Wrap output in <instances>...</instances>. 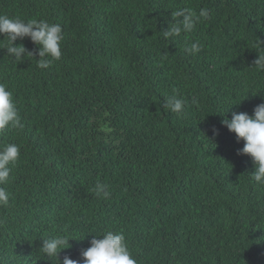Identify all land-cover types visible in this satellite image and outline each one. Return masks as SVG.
Instances as JSON below:
<instances>
[{"label":"trees","instance_id":"16d2710c","mask_svg":"<svg viewBox=\"0 0 264 264\" xmlns=\"http://www.w3.org/2000/svg\"><path fill=\"white\" fill-rule=\"evenodd\" d=\"M179 8L209 16L164 39ZM0 15L64 35L46 69L29 38L15 43L33 57L17 63L0 35V83L23 125L0 133V146L20 148L0 208V264H53L39 247L56 234L75 237L61 260L82 262L107 230L123 232L137 264H264V185L221 122L264 103L254 67L264 0H0ZM172 94L182 115L165 107Z\"/></svg>","mask_w":264,"mask_h":264},{"label":"clouds","instance_id":"9594fccd","mask_svg":"<svg viewBox=\"0 0 264 264\" xmlns=\"http://www.w3.org/2000/svg\"><path fill=\"white\" fill-rule=\"evenodd\" d=\"M171 16L172 21L168 28L161 31L163 38L169 40L191 33L201 19L208 18L209 11L201 8L197 14L191 8H179L172 11ZM0 35L7 37V44L3 48L6 49L7 55L14 57L17 63L22 62L26 55L33 57V52L28 51L22 43H15L17 39L24 38H29L38 46L39 59H36L38 68L46 69L53 61L61 58L64 35L60 24L36 19L24 21L0 15ZM200 50L197 42L185 48V51L193 55ZM258 53L254 67L257 72H264V53ZM165 107L177 115H182L185 110V101L178 98L176 94H172L166 97ZM226 111L216 113L223 116ZM221 122L229 131L236 134L237 141H244L243 148L238 150V154H246L252 158L255 170L251 172V179L258 185H264V103L258 104L251 115L247 112H233L231 119L225 117ZM22 127L13 93L5 84L0 83V133ZM215 131L218 134V130ZM19 157L20 148L17 144L6 143L0 146V208H6L9 205L10 193L4 185L8 184L12 168L15 167ZM93 191L97 197L103 199L110 197V192L103 184H98ZM70 238L75 237L56 234L43 238L39 247L42 257L51 260L53 264H137L123 232L107 230L96 234L91 239L90 246L81 251L82 262L67 255L61 260L59 254L63 249L70 247Z\"/></svg>","mask_w":264,"mask_h":264},{"label":"rangeland","instance_id":"374dc122","mask_svg":"<svg viewBox=\"0 0 264 264\" xmlns=\"http://www.w3.org/2000/svg\"><path fill=\"white\" fill-rule=\"evenodd\" d=\"M109 130H110V129L107 127V128H106V131H109Z\"/></svg>","mask_w":264,"mask_h":264}]
</instances>
